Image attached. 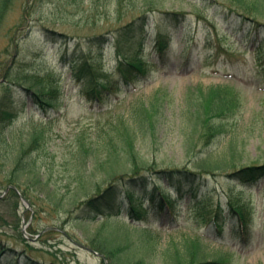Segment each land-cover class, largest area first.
<instances>
[{
    "label": "rangeland",
    "instance_id": "1",
    "mask_svg": "<svg viewBox=\"0 0 264 264\" xmlns=\"http://www.w3.org/2000/svg\"><path fill=\"white\" fill-rule=\"evenodd\" d=\"M239 2L155 0L151 3L155 6L143 0L11 1L0 22V96L6 85L13 90L7 112L0 121V160L8 144L20 143L35 132L43 138L41 145L59 154L73 148L80 135L107 136L119 118L128 119L135 114V107L158 96L153 127L144 138H139L140 152L152 161L155 170L188 169L200 173L206 188L197 206L206 205L208 211L195 209L185 197L177 199V194H170L173 187L168 177L160 181L169 193L167 201L174 206L172 211L178 222L175 227L163 212L156 217L152 210L144 222L131 219L118 206L112 212L119 214L110 217L94 214L92 219H78L74 214L58 212L55 220L56 213L35 215L29 199L28 204L20 198L0 200V264H106L109 263L106 256L89 246L92 240L118 232L140 242L145 235L139 230L143 225L155 230L152 235L159 240L154 247L161 250L167 247L168 241L171 243L170 237L178 241L197 230L203 231L207 218L217 208L219 216L225 217L222 229L226 235L206 238L203 241L206 249L212 256L226 254L225 264H264V176L246 186L231 180L230 172L215 171V175H209L199 167L204 160H218L233 143L238 152V166L264 164V58L261 64L255 60L249 46L229 33V23L218 22L212 26L208 22L217 3L244 10ZM159 4L185 10L190 21L179 24L177 31L169 35L166 53L162 56L151 47L153 30L144 37L138 35L132 39L127 57L152 62L154 75L133 88L129 85L125 93H120L122 101L109 105V111H105L106 107H92L72 67L61 61L62 49L65 46L73 49L80 42L93 65L112 71L116 61L111 39L113 29L126 25L138 14L159 20L164 12ZM56 33H64L66 37ZM102 36L109 41L104 42ZM25 51L27 55L23 58ZM6 78L10 79L9 83L5 82ZM115 80L123 87L118 75ZM221 85L227 86V97L233 104L240 106L233 107L221 119L232 129L230 134H217L206 144L197 139L188 119L190 114L185 112L195 109L202 99V90L207 92L209 87ZM43 88L60 96L59 109L45 111L30 97H25L26 93ZM134 98L139 99L137 103L127 104ZM40 155H47L42 148ZM3 177L0 173V195L5 187ZM28 191L30 199L37 201L36 193ZM230 205L247 211L250 207L253 211L248 216L246 235L239 238L238 220L232 218L235 215ZM141 207L148 210L150 203L142 198Z\"/></svg>",
    "mask_w": 264,
    "mask_h": 264
},
{
    "label": "trees",
    "instance_id": "2",
    "mask_svg": "<svg viewBox=\"0 0 264 264\" xmlns=\"http://www.w3.org/2000/svg\"><path fill=\"white\" fill-rule=\"evenodd\" d=\"M11 1L0 0V22ZM143 1L147 4L152 3L150 0ZM235 1L242 2L244 10L217 3L208 17V22L212 26L218 22L229 23L230 33L251 45L253 57L260 60L261 64V59L264 58V0ZM159 8L164 10L163 17L159 20L138 14L126 25L113 29L111 39L116 61L112 71L107 72L102 67L93 65L85 56L86 51L82 49L80 42L72 47L73 49L67 46L62 49L60 59L72 67L74 76L81 83V90L88 101L100 108L106 107L105 111H109V105H117L122 101L120 93L125 91L127 86L149 77L152 65L147 60L127 57L126 52L130 50L132 39L138 35L144 37L151 30L156 32L157 37H166L177 31L179 24L191 19L183 9L164 6ZM56 34L59 37H66L64 33ZM102 37L104 42L109 41L108 37ZM158 48L162 49V44ZM26 55V51L22 53L23 58ZM115 75H118L123 87L119 86ZM9 81L10 79L6 78L5 82ZM226 88L227 86L221 85L211 86L207 92L202 90V99L197 102L195 109L185 112L190 114L188 119L192 123L197 139L205 141L206 144L213 136L227 135L232 131L221 119L227 116L233 107L240 105L233 104V100L227 97ZM12 96V88L6 85L4 94L0 96V121L5 111L7 112ZM25 97H30L34 104L41 106L45 111L60 108V96L52 90L44 88L32 90V93H26ZM154 97L149 102L135 107V114L128 119L124 116L119 118L107 136L97 135L93 138L80 135L76 138L73 148H66L60 154L48 151L45 144L41 145L43 138L39 132L30 134L20 143L8 144L0 160V173L4 174L3 184L5 187L16 186L30 200L35 215L40 212L56 213L55 220L59 216L58 212H64L68 216L74 214L78 219H92L94 214L107 217L116 206L124 209L130 217L144 218L149 211L153 209L160 211L163 208L162 203L166 200L167 192L160 180L167 177L170 178L169 185L178 193L187 195L195 209H207L206 205L197 206L200 202L198 198L206 188L202 177H199L200 173L198 175L188 169L155 170L152 161L140 152L139 138L141 136L144 138L148 129L153 127V118L157 113L154 112V108L159 97ZM138 100L134 98L127 101V104L137 103ZM233 144L230 145L229 151L221 153L218 160L207 159L199 163L201 171L209 175H215V171H225L227 174L230 172L228 177L231 180L239 181L246 186L257 183L264 176V164L238 166L236 159L238 152ZM41 148L47 155H40ZM153 172L156 174L153 175ZM28 190L36 193L37 201L33 202L30 199ZM143 195H147L150 201L148 210L141 207ZM0 200H19V195L10 188ZM230 201L231 204L232 198ZM217 209L207 218L205 233L208 235L221 233L225 226V217L219 216ZM230 209L242 220H248L249 213L242 207L230 205ZM143 237L137 242L127 239L118 232H110L106 236L94 238L89 246L105 255L109 264L226 263V254L212 256L213 254L206 249L202 234L195 233L182 237L179 242L170 237L171 243L168 241L167 247L161 250L154 247L158 238L146 234Z\"/></svg>",
    "mask_w": 264,
    "mask_h": 264
},
{
    "label": "water",
    "instance_id": "3",
    "mask_svg": "<svg viewBox=\"0 0 264 264\" xmlns=\"http://www.w3.org/2000/svg\"><path fill=\"white\" fill-rule=\"evenodd\" d=\"M12 188H14V189L17 191V189H16L15 186H12ZM7 190H8V188L5 189V192H6ZM20 197H21V199H22L23 202H25L26 204H28V201H27L22 195H20ZM106 264H108V263L106 262Z\"/></svg>",
    "mask_w": 264,
    "mask_h": 264
}]
</instances>
